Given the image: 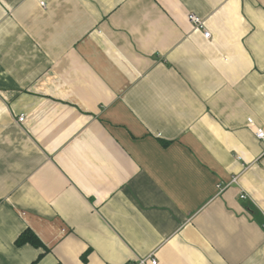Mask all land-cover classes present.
Listing matches in <instances>:
<instances>
[{
    "label": "crops",
    "instance_id": "1",
    "mask_svg": "<svg viewBox=\"0 0 264 264\" xmlns=\"http://www.w3.org/2000/svg\"><path fill=\"white\" fill-rule=\"evenodd\" d=\"M256 127L264 0H0V264H264Z\"/></svg>",
    "mask_w": 264,
    "mask_h": 264
},
{
    "label": "built area",
    "instance_id": "2",
    "mask_svg": "<svg viewBox=\"0 0 264 264\" xmlns=\"http://www.w3.org/2000/svg\"><path fill=\"white\" fill-rule=\"evenodd\" d=\"M40 4L42 6H44L43 2H41ZM187 18L195 27H197L199 29H203V36L205 38L210 37L209 31L207 29H204L203 21L197 15H195L194 13H189ZM23 118H24L23 115H20L18 119H19V121H22ZM248 122L250 125H252L251 119H249ZM254 134L260 141H262L264 143V130L263 129L256 127L254 129ZM231 182L236 183L237 177L236 176L232 177ZM246 198H247V195L245 193L240 194V199H246ZM148 263L156 264V260L153 257V255H149L148 257H144V258H138L135 261H130V262H127L126 264H148Z\"/></svg>",
    "mask_w": 264,
    "mask_h": 264
},
{
    "label": "trees",
    "instance_id": "3",
    "mask_svg": "<svg viewBox=\"0 0 264 264\" xmlns=\"http://www.w3.org/2000/svg\"><path fill=\"white\" fill-rule=\"evenodd\" d=\"M15 244L17 246H21L24 244H30L35 247H41L42 244L39 241V239L36 237V235L30 230V229H24L16 238ZM45 252V251H44ZM40 253L35 261H33L31 264L35 263L44 253Z\"/></svg>",
    "mask_w": 264,
    "mask_h": 264
}]
</instances>
